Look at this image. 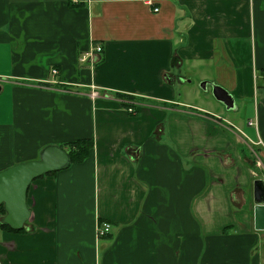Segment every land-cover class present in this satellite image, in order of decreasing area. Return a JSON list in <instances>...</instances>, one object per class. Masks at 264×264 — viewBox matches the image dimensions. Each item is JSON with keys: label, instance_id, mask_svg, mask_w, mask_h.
Listing matches in <instances>:
<instances>
[{"label": "crops", "instance_id": "obj_1", "mask_svg": "<svg viewBox=\"0 0 264 264\" xmlns=\"http://www.w3.org/2000/svg\"><path fill=\"white\" fill-rule=\"evenodd\" d=\"M0 102V171L93 141L0 264H264V0H0Z\"/></svg>", "mask_w": 264, "mask_h": 264}, {"label": "water", "instance_id": "obj_2", "mask_svg": "<svg viewBox=\"0 0 264 264\" xmlns=\"http://www.w3.org/2000/svg\"><path fill=\"white\" fill-rule=\"evenodd\" d=\"M205 88V83L201 84ZM214 98L227 110L233 109V97L225 89L212 86ZM71 163L70 155L58 145H47L39 152V158L15 164L0 171V224L12 230H21L28 220L30 212L26 205V195L31 182L50 172L62 170ZM253 203L255 227L264 229V181L253 183Z\"/></svg>", "mask_w": 264, "mask_h": 264}, {"label": "trees", "instance_id": "obj_3", "mask_svg": "<svg viewBox=\"0 0 264 264\" xmlns=\"http://www.w3.org/2000/svg\"><path fill=\"white\" fill-rule=\"evenodd\" d=\"M123 105L125 107L131 106V104H128L126 102H123ZM92 146H93L92 139L81 138L74 141L65 142L60 147L63 148L70 155L71 163H75V162H81L82 160L87 158L89 156ZM2 214H4V210L2 207H0V215ZM0 225L11 230L5 224H0Z\"/></svg>", "mask_w": 264, "mask_h": 264}, {"label": "built area", "instance_id": "obj_4", "mask_svg": "<svg viewBox=\"0 0 264 264\" xmlns=\"http://www.w3.org/2000/svg\"><path fill=\"white\" fill-rule=\"evenodd\" d=\"M70 1L74 2L76 0H70ZM95 50H96V53H98V54H101L102 53L101 46H97L95 48ZM53 74H55V71H53ZM127 111L128 112H132L133 111L132 107H128L127 108ZM110 229H111V226L108 223H103L102 224V227L98 229V234L100 236H103V235L107 234L110 231Z\"/></svg>", "mask_w": 264, "mask_h": 264}, {"label": "rangeland", "instance_id": "obj_5", "mask_svg": "<svg viewBox=\"0 0 264 264\" xmlns=\"http://www.w3.org/2000/svg\"><path fill=\"white\" fill-rule=\"evenodd\" d=\"M0 107H1V102H0ZM1 115V114H0Z\"/></svg>", "mask_w": 264, "mask_h": 264}]
</instances>
